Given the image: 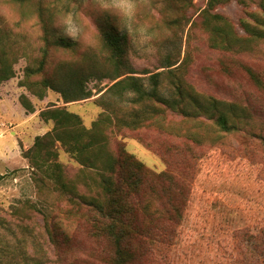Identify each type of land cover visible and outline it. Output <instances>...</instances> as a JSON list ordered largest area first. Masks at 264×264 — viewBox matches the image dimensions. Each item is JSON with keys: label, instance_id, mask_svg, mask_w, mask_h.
I'll use <instances>...</instances> for the list:
<instances>
[{"label": "rangeland", "instance_id": "1", "mask_svg": "<svg viewBox=\"0 0 264 264\" xmlns=\"http://www.w3.org/2000/svg\"><path fill=\"white\" fill-rule=\"evenodd\" d=\"M207 1L28 0L21 4L0 0V34L9 35V56L18 55L12 78L0 84L2 263L115 264L118 251L119 256L130 254L131 264L251 262L252 247L260 246L264 231V146L251 136H264V89L254 81L256 75L264 84V40L253 42L241 22L264 27V0H231L214 11L228 19L232 36L242 42L241 51L213 46L202 26ZM107 27L126 34L127 59L138 73L134 76L147 82L150 74L161 72L166 94L174 92L177 79L189 95L235 104L246 113L244 131L225 135L205 116L185 117L156 105L159 115L133 130L122 126L133 114L131 106L118 105L114 114L118 125L107 129L109 150L116 158L132 155L143 165V169L131 165L136 178H142L140 194L146 204L139 227L155 229L154 236H134L127 248L119 249L107 238L108 232L95 234L88 210L74 208L23 157L37 137L52 130L53 122L40 117L49 105L66 107L88 129L107 113L99 98L112 84L110 79H90L87 100L64 104L51 89L39 97L42 80L53 76L62 63L79 64L87 53L105 55L102 32ZM45 36L64 37L76 47H51L44 71L29 79L28 69H36L42 59ZM169 63L175 65L167 68ZM57 146V163L65 168L67 182L78 194L99 196L100 174L83 169ZM166 172L179 181L172 186L176 190L152 192L143 178H158ZM121 174L130 178L122 169L113 178ZM37 178H46L47 187L39 190ZM180 193L187 199L181 224L173 228L157 224L161 213L169 209L166 198Z\"/></svg>", "mask_w": 264, "mask_h": 264}, {"label": "trees", "instance_id": "2", "mask_svg": "<svg viewBox=\"0 0 264 264\" xmlns=\"http://www.w3.org/2000/svg\"><path fill=\"white\" fill-rule=\"evenodd\" d=\"M23 4L28 0H16ZM231 0H208L207 7L202 15V26L211 35L213 46L227 51H241L242 42L238 37L232 36L231 25L227 18L214 13L220 5ZM246 34L253 38V42L264 40V27L252 26L248 21L241 22ZM51 36L50 31H46ZM0 38V84L11 79L13 76V63L18 59V55L9 56L11 42L9 35ZM45 35V34H44ZM43 37L45 46L42 50V59L36 69H28L27 77L30 79L35 74L44 71L51 47L56 46L64 50H72L76 43L60 37L50 39ZM128 41L125 33H121L114 28H104L102 32V46L104 56H92L87 53L83 56L79 64L62 63L55 74L44 78L41 82L42 94L47 89L61 95L64 104L83 101L91 98V92L87 91L86 83L90 79H110L112 84L103 92L99 98L107 113L95 121L90 129L83 125L79 115L71 113L66 107H58L54 104L49 105L40 113V117L45 122H53V128L43 136L35 139L33 146L23 157L29 160L31 167L40 170L55 185L61 195L73 203L74 208L86 209L89 213V221L96 235H104L113 241L116 247L127 248L129 241L134 236H154L155 229L141 230L139 227L140 212L145 209L143 204L141 186L142 178H136L135 167L143 169L132 155L126 154L124 157L116 158L109 150L110 141L107 129L117 126L118 120L114 117L118 105L125 102L131 106L133 114L131 118L122 123V126L136 130L143 126V122L159 115L160 105L165 109L179 113L185 117L196 118L207 117L212 121L216 128L225 135L240 133L246 126V113L240 111L235 104L221 102L214 98L201 100L187 91L182 82L174 81V89L167 92L162 87L161 77L163 73L150 74L147 82L144 78L136 77L138 74L130 65L127 59ZM175 64H168L170 68ZM167 73L172 74L173 71ZM254 81L264 89V84L255 75ZM188 99L189 104L186 100ZM34 112V110H31ZM253 138L258 139L264 146V136L252 134ZM60 145L68 154L77 160L85 170L96 171L98 178V189L100 195L88 197L78 194L75 186L67 182L65 178V168L57 163V148ZM122 169L130 174V178H125L121 174L113 178ZM150 182L148 186L152 192L163 194L170 188L175 189L174 184H178L170 172L158 175V178H143ZM46 178H37L38 189L47 187ZM169 185V186H168ZM156 186H161L157 190ZM68 196V197H67ZM187 199L180 193L175 197H167L166 206L169 208L161 213L159 225L169 224L172 228L181 224L183 218V207ZM154 224V223H152ZM262 241L260 246H253L252 260L249 264H264V231L261 234ZM165 238L163 241L168 240ZM2 254L5 252H1ZM246 255V253H245ZM244 255V258H246ZM133 258L128 253H123L115 259V264H131ZM0 264L2 263L0 260Z\"/></svg>", "mask_w": 264, "mask_h": 264}, {"label": "crops", "instance_id": "3", "mask_svg": "<svg viewBox=\"0 0 264 264\" xmlns=\"http://www.w3.org/2000/svg\"><path fill=\"white\" fill-rule=\"evenodd\" d=\"M0 102H1V101H0ZM4 106H6V104H4ZM49 128H50V127H49ZM49 128H48V129H49ZM49 130H50V129H49Z\"/></svg>", "mask_w": 264, "mask_h": 264}, {"label": "built area", "instance_id": "4", "mask_svg": "<svg viewBox=\"0 0 264 264\" xmlns=\"http://www.w3.org/2000/svg\"><path fill=\"white\" fill-rule=\"evenodd\" d=\"M18 75H20V73Z\"/></svg>", "mask_w": 264, "mask_h": 264}]
</instances>
